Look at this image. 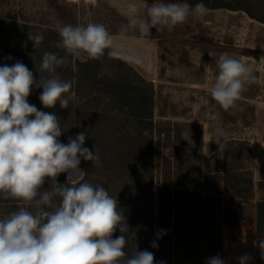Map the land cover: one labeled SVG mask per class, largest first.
I'll return each mask as SVG.
<instances>
[{
    "label": "rangeland",
    "instance_id": "rangeland-1",
    "mask_svg": "<svg viewBox=\"0 0 264 264\" xmlns=\"http://www.w3.org/2000/svg\"><path fill=\"white\" fill-rule=\"evenodd\" d=\"M156 2L159 1L0 0V66L22 62L39 81L43 54L57 47L53 37L47 39L44 28L56 29L57 24L96 22L102 23L116 40L131 36L134 43L126 41L125 45L130 53H138L143 63L130 67L153 90L152 140L155 143L160 139L161 146L165 147L159 149L160 159L172 155V170L175 171L178 161L199 155L204 173H212L218 178L219 173L214 170L223 160L219 145L231 140L245 141L251 149V164H245L253 176L251 199L241 200V211L235 213L231 209L229 192L217 181L203 183L200 190L206 189L220 200L221 221H211L203 213L204 203L211 204L212 199L202 197L191 203L185 202L191 225L197 230L191 235L192 239L178 244L177 263L207 264L208 259L218 255L225 264H239L238 258L248 255V264H256V205L264 201V0H227L232 9L209 6L207 15L190 16L171 31L165 26L161 30L152 28L148 34L129 30L126 35H120L122 25L139 16L146 18V8ZM245 8L253 17L245 12ZM35 27H41L43 31ZM29 32L41 33L44 37L41 44L34 47L28 39ZM5 35L7 37L3 39ZM145 38H149L147 45L137 44ZM118 43L123 44V41L118 40ZM225 52L243 61L255 77L228 110L223 109L209 92V86L218 74L215 61ZM87 58L86 54H81L74 56L73 61L84 62ZM109 66L105 61L104 75L110 76ZM131 79L135 80L132 76ZM106 90H98L96 99L89 102L85 100L87 91L82 87L80 96L75 93L68 108H61L59 103L53 108H45L39 100L43 89L34 85L28 102L38 110L54 113L61 120L63 131L59 140L62 143L66 144L69 137L74 138L81 132L87 134L84 147L96 149L100 160L96 165L81 160L82 181L103 186L117 199L120 211L131 221L140 218L139 211L145 210V144L138 133L145 136L148 132H140L142 127L126 107L108 101ZM107 130L110 132L106 134ZM217 152L218 156L213 158ZM107 160L109 164H105ZM155 162H159L157 157ZM158 175L153 178L156 184L159 183ZM57 181L66 183L67 174L61 173ZM68 182L73 181L69 179ZM42 187L48 189L50 183L46 181ZM194 205L196 209L192 208ZM23 206L19 200L0 199V217ZM120 234L117 229L113 238ZM131 247L129 244L128 248ZM128 248L125 251L130 256Z\"/></svg>",
    "mask_w": 264,
    "mask_h": 264
},
{
    "label": "clouds",
    "instance_id": "clouds-1",
    "mask_svg": "<svg viewBox=\"0 0 264 264\" xmlns=\"http://www.w3.org/2000/svg\"><path fill=\"white\" fill-rule=\"evenodd\" d=\"M208 11L203 0L194 6L186 0H159L146 8V18L122 25L120 35L129 30L148 34L152 28L165 26L171 31L190 16L203 17ZM56 31L61 38L57 47L65 55L45 52L41 73L46 74H40L39 81L22 62L0 66V199L19 200L24 205L0 217V264H154V254L148 250L134 247L130 256L125 251L135 233H130L117 199L103 186L82 181L81 160L93 165L100 160L96 149L84 147L87 134L81 132L62 143L61 120L28 102L35 85L43 89L39 100L45 108L57 103L69 107L75 97L73 82L61 79L57 68L67 65L71 56L86 54L89 59H100L107 54L134 65L142 64V58L124 51L102 23L57 24ZM28 39L35 47L44 37L29 32ZM215 65L218 74L209 92L228 110L255 77L243 61L226 52ZM61 173L67 174L64 184L57 181ZM46 181L50 188L43 189ZM117 229L121 234L113 238ZM151 246L158 247L155 242ZM259 247L264 248V241ZM238 259L239 264H248L250 257ZM207 264L225 261L217 255Z\"/></svg>",
    "mask_w": 264,
    "mask_h": 264
},
{
    "label": "trees",
    "instance_id": "trees-1",
    "mask_svg": "<svg viewBox=\"0 0 264 264\" xmlns=\"http://www.w3.org/2000/svg\"><path fill=\"white\" fill-rule=\"evenodd\" d=\"M146 1L154 2L159 0ZM178 1L185 2V0ZM186 2L195 5L200 0H186ZM203 3L206 7L210 6V8L214 9L233 8L227 3V0H203ZM239 10H243V8L241 7ZM245 12L253 17L248 9L245 8ZM35 28L38 31H43L41 27ZM44 32L48 34L46 35L47 39L53 37L56 43L61 39L56 29L44 28ZM6 37L7 35L3 39ZM49 52L56 53L60 56L65 55L64 50L58 49V47L53 48ZM73 57H69L70 62L67 65H62L57 68L61 79L71 80L73 82L71 91L78 94L79 89L85 87L88 96L85 100L90 102L96 99L98 92L102 88H106L105 96L108 101L117 105L119 104L122 108L126 107V110L132 112L131 116L134 118V121L142 127L140 132L144 130L148 132L145 136H142V133H138L145 144V151H143L145 155L143 158L146 161L143 160V163L147 169H145L146 175L143 182L145 190L143 192L147 198L143 201V208L145 210L139 211L141 217H136L131 221L128 220V217L126 219L130 233H135V236L129 241V244L132 245L131 249L137 247L139 250L152 252L156 255V264H160V262H163V264H178V244L181 241H189L192 239L191 235L197 230L196 227L191 225L188 213L189 207L184 205V203H191L202 197L212 199L213 202L211 204L204 203L206 209L203 213L211 221L217 220V223L221 221L220 200L217 196L210 194L206 189L200 190L203 183L211 184L213 181H217L219 186L229 192L232 195V201L230 203L231 209L235 213L241 211V200L251 199L253 176L251 169L245 165L251 164V149L249 143L231 140L222 144L223 147L219 148V153L222 155L223 160H221L220 164H217L214 170L216 173H219L218 178L212 173H204L202 157L199 155H195L193 159H187L186 161L181 159L178 161L175 171H173V156L168 155V157L160 159L159 149L163 146H161L160 139H157L158 142L155 143L152 140L154 138V126L151 119L153 100L152 86L140 79L127 63L119 59L109 58L107 54L100 59L87 58L84 62L79 60L73 61ZM105 61L110 64V73H108L110 76L104 75L102 71V66ZM112 63L113 65H111ZM131 76L135 79L134 81L131 79ZM39 79L40 77L37 80ZM138 82L140 84H137ZM113 121L118 123L116 118H113ZM99 124L96 125L100 127ZM109 132L107 130L106 134ZM158 135H160V132ZM117 139L120 140L119 138ZM217 156L218 152L214 154L213 158ZM155 157L159 159V162H155ZM109 163L110 161L107 160L105 164ZM158 173L159 183L156 184L153 178ZM126 202L125 205L127 206L128 203ZM132 202L131 200L130 203ZM118 207L120 208V206ZM192 208L196 209L197 206L194 205ZM137 213L135 216H137ZM123 215L125 216V213ZM255 217L257 233L256 264H264V248L259 247L260 242L264 241V201L257 203ZM153 242L158 247L153 248L151 246Z\"/></svg>",
    "mask_w": 264,
    "mask_h": 264
},
{
    "label": "crops",
    "instance_id": "crops-1",
    "mask_svg": "<svg viewBox=\"0 0 264 264\" xmlns=\"http://www.w3.org/2000/svg\"><path fill=\"white\" fill-rule=\"evenodd\" d=\"M130 17V15L128 16V18ZM139 18H143L142 16H139ZM156 29V28H155ZM161 30V29H160ZM147 39H149V38H145L143 41H139L137 44L138 45H141V44H143V45H147L148 44V41H146ZM160 40H161V35H160V38H159ZM118 40H122L123 41V44H120V46H121V48L124 50V51H126V52H130L129 50V48L125 45V42L127 41V42H133L134 43V41H133V39L131 38V36H126V37H123V39H117V42H118ZM159 44H160V42H159ZM128 64V63H127ZM129 66H132V67H134L135 65L134 64H130ZM126 252H128V251H126ZM154 257H155V260H154V264H156V255L154 254Z\"/></svg>",
    "mask_w": 264,
    "mask_h": 264
}]
</instances>
